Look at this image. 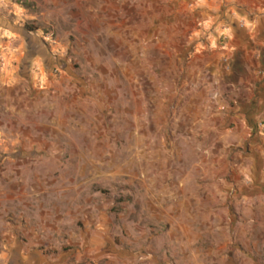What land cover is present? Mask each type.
I'll use <instances>...</instances> for the list:
<instances>
[{
	"label": "rangeland",
	"instance_id": "obj_1",
	"mask_svg": "<svg viewBox=\"0 0 264 264\" xmlns=\"http://www.w3.org/2000/svg\"><path fill=\"white\" fill-rule=\"evenodd\" d=\"M249 1L0 6L4 19L21 8L55 58L38 82L74 88L57 103L63 152L39 171L42 204L67 214V231L76 223V241L109 247L102 264H264V121L215 109L211 83L193 77L196 57L215 38L227 44L232 9Z\"/></svg>",
	"mask_w": 264,
	"mask_h": 264
},
{
	"label": "crops",
	"instance_id": "obj_2",
	"mask_svg": "<svg viewBox=\"0 0 264 264\" xmlns=\"http://www.w3.org/2000/svg\"><path fill=\"white\" fill-rule=\"evenodd\" d=\"M232 10L234 17L223 31L227 44L211 40V48L194 60L199 69L193 77L199 86L211 83L215 109L228 112L232 106L237 117L258 123L264 121V0ZM13 14L0 17V29L13 33H0L5 61L0 69V264H102L111 256L109 247L89 242L84 233L76 241V223L67 231L66 213L43 208L40 184L46 180L39 171L55 165L56 155L63 152L56 108L60 96H69L74 88L38 82L35 70L51 67L55 58L39 35L26 30L23 14ZM140 18L135 14L131 27L139 42Z\"/></svg>",
	"mask_w": 264,
	"mask_h": 264
},
{
	"label": "clouds",
	"instance_id": "obj_3",
	"mask_svg": "<svg viewBox=\"0 0 264 264\" xmlns=\"http://www.w3.org/2000/svg\"><path fill=\"white\" fill-rule=\"evenodd\" d=\"M0 6L7 7V2H6V0H0ZM13 7L16 8V12H17L18 15L22 12V9H21V8L16 7L15 5H14ZM0 33H2L4 36H8V37L13 36V33L8 32V31L3 30V29H0Z\"/></svg>",
	"mask_w": 264,
	"mask_h": 264
},
{
	"label": "built area",
	"instance_id": "obj_4",
	"mask_svg": "<svg viewBox=\"0 0 264 264\" xmlns=\"http://www.w3.org/2000/svg\"><path fill=\"white\" fill-rule=\"evenodd\" d=\"M225 62L227 63L228 61L226 60ZM258 129L261 130V131H264V123L260 122L258 124Z\"/></svg>",
	"mask_w": 264,
	"mask_h": 264
}]
</instances>
